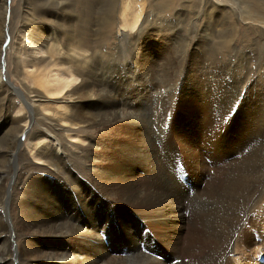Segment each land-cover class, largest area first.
Masks as SVG:
<instances>
[{"label":"bare ground","instance_id":"bare-ground-1","mask_svg":"<svg viewBox=\"0 0 264 264\" xmlns=\"http://www.w3.org/2000/svg\"><path fill=\"white\" fill-rule=\"evenodd\" d=\"M36 1L39 5L35 12L32 8V14L44 20L57 17L58 13L51 9L59 10L60 17H63L65 8H69L65 1L72 3L71 0ZM135 1L130 0L121 8L119 32L132 30L138 24L142 8L133 9ZM253 1L256 9L264 11V0ZM108 2L112 10L117 6V0ZM7 3L8 0H0L3 9L0 56L9 46L5 43L10 35L6 19L10 7ZM239 3L243 5V14H247L244 0ZM214 8L212 6L206 15L209 20L217 17L219 22L222 13ZM28 28L29 25H23V30ZM31 32L22 50L35 57H20L26 66L25 71L36 81L34 88L26 86L31 99L22 95L10 81L7 70L4 75L0 73V118L3 117L0 133L5 136L0 143V264H263L264 174L260 168L264 167V131L258 128V123L264 112V85L251 83L249 86L247 83L248 95L243 100L246 109L240 108L227 130L228 135H221V128L211 131L199 127L197 116L200 111L198 97L211 102L216 93L210 88L204 92V85L198 92L193 90L194 87L188 88L193 83L199 87L211 74L209 70L213 68L206 66L202 58L201 63L194 59L189 62L183 82L179 81L182 62L174 58L178 49L174 50L173 57V51L167 48L151 54L136 46L131 49L132 62L124 65L120 62L122 60L115 59L116 54L111 53L109 61L114 58L112 63L96 66V73H90L85 69V59L81 69L72 68L74 56L65 59L64 51L48 30L39 26L36 32ZM73 40L82 48L70 44L68 56L84 57L89 45L85 36L74 35ZM49 41H54L52 43L57 46L52 47ZM89 43L94 46L97 41ZM45 54L47 58L43 57ZM263 57L258 61L262 72ZM155 67L172 82L167 84L171 86L170 103L164 98L162 111L157 110L164 117L163 122L166 118L169 120L176 109L178 93L184 100L179 104L181 114L174 115L176 132L172 133L179 144L178 151L182 153L179 160L189 169L191 185L174 175L177 173L171 168L176 166L173 160L163 161L155 153V144L151 143L148 130L151 123L142 117V110L149 106L158 107V100L164 95L165 88L161 92L156 90L160 87L155 86L159 84L154 79ZM113 75L127 81V92L122 85L120 93L116 91ZM63 95L68 98L64 100L63 109L59 108L63 112H57L60 117L52 118L42 112L50 113L45 99L55 101L56 97ZM19 99L27 105L26 114H20L23 108ZM15 106L18 114L5 116L6 111ZM154 112L156 114L155 108ZM203 112L206 114L205 109ZM155 116L157 119L159 114ZM238 121L241 125L233 128ZM82 124L96 130L98 134L93 140L91 135L88 138L74 133ZM6 128H9L10 138L5 133L7 130L2 131ZM32 129L35 141L31 140L29 147L34 158L21 164L20 153L25 145L21 137H27ZM62 129L68 132L71 144L81 141L87 146L73 144L79 151H85L82 154L75 152V155L84 158L87 169L79 171L88 176L87 179L73 169L67 156L69 150L59 133ZM242 137L256 142L260 140L262 145L256 148L257 154L253 152L254 157L233 161L228 155L229 150ZM38 138L44 141H36ZM206 144L214 145L215 154L206 148ZM203 149L210 152V161L204 160ZM39 165L51 167L59 178L42 171L34 172L27 178L24 194L14 191L20 176L24 178L28 171ZM220 165L222 168L230 166V169L225 172ZM236 166L243 168L235 170ZM210 168L215 172L213 177H210ZM156 249L164 257H157ZM172 258L175 261H170Z\"/></svg>","mask_w":264,"mask_h":264},{"label":"rangeland","instance_id":"rangeland-1","mask_svg":"<svg viewBox=\"0 0 264 264\" xmlns=\"http://www.w3.org/2000/svg\"><path fill=\"white\" fill-rule=\"evenodd\" d=\"M65 2H66L65 4L69 6V8L68 9L65 8L63 12V17H60L59 10L51 9L52 11L54 12L56 11L58 13L56 15L57 17L56 18L54 17L55 19L52 17L53 20L52 18H50L49 20H44L42 18L38 19L37 16L32 14V10L34 9L35 12V9H37L39 5V3L36 0H8L7 4L10 7V10L6 19H7V25L9 24L10 27V35H7L5 39V43L7 46L9 45L7 47L9 49L6 48L4 50L5 52L2 54V56H0V65H1L0 73L4 75L5 71L7 70V72L10 73L8 74L10 81L13 84L15 83L14 85L18 87V89L21 91V94L28 99L29 98L31 99V95H29L26 86L34 88L36 86L35 85L36 81L34 78H32L33 75L25 71L26 66H24V64L20 60L21 59L20 57H22V59H27V58L32 59V57H35L32 56L34 54L31 53H30L31 55L28 56L29 52L27 53V51L25 52L22 49L26 46V42L29 41L28 36L32 35L31 31L36 32L37 29H39V26L40 28L42 27L43 29L49 31L53 40L56 41V43L59 44L58 46L62 49V51H64L63 56L66 55L64 57L65 59H68L67 57L74 56L75 61L72 64L73 65L72 68L81 69L84 66V59H85V61L87 60L85 69L90 71V73H96V71L94 70L96 66L100 67L101 64L112 63L114 61V58L113 60L109 61V59H111V53L116 54L114 56L115 59L117 60L118 58V60H122L120 62L124 65L127 62L128 63L130 61L132 62L131 60L132 56H130L132 52L131 49H133V47L136 46H139L140 48L143 47L146 52L151 54H156L158 51H162L165 50V48H167L168 51L170 50L173 51V57L175 56L174 50L178 49L177 51L178 53L174 58L177 59L179 63L182 62L181 63L182 66L179 67L181 70L179 75L180 82L184 81L183 79L186 76V68L191 60L193 59L194 61L198 60L200 63L203 60L206 66H209L210 69L211 67L213 68L209 70L211 74L208 75L209 77H207V80L205 79L204 81L201 82V85H199V87H197V84L193 83V86L190 85L188 86V88L194 87L193 90L198 92L202 90V87L204 85L205 86L203 87L204 92H206V90L210 88L213 92L216 93L214 100L212 99L211 102L209 101L205 102L203 97H198L200 103V111L198 112L199 114H197V116L199 117L198 118L200 123L199 127H202L203 130L207 129L211 131H214L213 128H221L219 132L221 133V135H226V136L228 135L227 130L229 127H231L234 119L239 113L240 108L246 109L247 105L243 103V100L245 96L248 95V93L246 92L247 83H249V86L251 83L264 85V76H263L264 71L262 72V69H260L261 67L258 62L259 59H261V57L264 56V11L260 12L258 9H256L255 2L253 0H244L247 6V12H248L247 14L246 13L243 14L242 11L243 5L239 3V0H136L134 2L133 9H137L138 6L142 8V13L139 22L134 29L132 30L126 29L124 32H119L120 23H121L120 10L124 5L129 3L130 0H117V6L113 10L110 8V3L108 2V0H88V1L76 0V2L71 0L70 2L72 3H69L68 1ZM206 3L209 6H207ZM103 5L106 9H104ZM240 5H242V7ZM212 6L215 7L214 9L216 11L218 10L217 12L222 13L219 16V18H221L219 22H217L218 19L217 17L212 18V20H209L208 15H206L207 11L209 9H212ZM102 9L104 11H102ZM107 10L109 11V13L107 12ZM1 11H3L2 8H0V24H1V13H2ZM61 19L63 20V22ZM25 24L29 25L28 28L29 30L27 31L23 30V25ZM30 25H32L33 28ZM96 30L98 33H96ZM166 31L168 34L166 33ZM159 32L163 35L161 36ZM79 34H82L83 37L85 36V39L87 40L89 45H90L89 43L90 41H97V43L94 46L87 45L86 47L87 51L84 52V57L82 56L80 57V55H76V54H72L68 56L69 51L67 52V50L68 48H70L69 45L74 43V40H76V39L73 40V36ZM38 37L41 38L40 35H38ZM54 41H49V43L52 44L51 45L52 47L57 46V44L55 45L52 43ZM61 42L63 43L64 47L63 45H60ZM75 44L76 46L82 48V45L80 43H74L71 46L74 47ZM183 46H185L184 47L185 49L183 48ZM18 48L20 49V51ZM145 48H150V49L146 50ZM55 50L54 52L58 51ZM19 52L22 55H20ZM40 56L42 57V55H39V57ZM127 56H128V60L125 61ZM43 57L47 58V55L45 54L43 55ZM176 57H179L180 59ZM116 60L115 63L117 62ZM262 61H264V57L262 58ZM155 69L157 73L155 74L154 79L159 83V84H155V86L160 87L159 89L156 90L161 92V90L165 88V91L163 93L164 95L158 100L160 102L158 107H154L156 110V114L154 112L153 106L152 107L149 106L147 108L145 107L144 110H142V117L145 119V121L148 119L149 123H151L149 124L148 127L151 129L148 130L149 132H151L150 133L151 143L153 145L154 144L156 145V146L154 145L153 147L155 153H157V155L163 161H170V160L174 161L175 158L179 159V157L182 156V153L178 151L179 144L177 143V140L173 137V133H172V132H176L173 128L174 115L177 113L181 114V111L179 109V104H181V102L183 103L184 100L180 95L181 93H178L177 95L179 97V102L176 109L172 111L171 118L169 120L166 118L165 122H163L164 117L162 118L160 116V113L157 112L159 110L162 111L161 104H163L162 100H164V98L167 99L168 104L170 103L171 86L168 87V85H170L169 83L172 82H169L167 79H165L167 77L164 75V72H161V70L160 72H158L159 71L158 67H155ZM112 77L114 78V83L115 82L117 83L114 84L116 91L118 90V92L120 93V86L122 85L124 87L125 92H127L128 88H127V84H125L127 83V81L119 75H113ZM162 83H164V85ZM242 89L245 90L243 91ZM11 94L12 93L10 92L7 95L9 99L11 98ZM63 96L60 98L56 97L57 99L55 98V101H50V102H47V100L45 99L44 103L46 106H48V109H50L49 110L50 113L44 111L42 112L44 114L46 113L45 115L50 116L52 118L60 117L61 115L57 112H63V110L61 111L59 110L63 109L64 106L63 104L66 103L67 101V99L65 98H68V96H64V97ZM19 102L20 103L22 102L21 104L23 108V111L20 114L22 115L26 114L28 112L27 105L23 101H20V99ZM202 104L205 105V108L204 106H202ZM43 106L44 105H42L41 108H43ZM68 109H70L69 106ZM204 109L206 110V114L203 112ZM17 110L18 109L16 106L14 108H10L8 111H6L5 116H14L18 114ZM157 114H159V117L157 118L158 120L156 119L155 116ZM2 122H3V117L0 118V124ZM240 123L241 121L236 122L233 128L240 126L241 125ZM90 128L91 127L88 126L87 124H82L78 129L75 130L74 133L78 134L80 137H83L85 135V137L88 138L90 137L89 135H91L90 139L93 140V137L96 136V134L98 133L95 132L96 130L94 128L91 129ZM258 128H262L264 131V112L260 117ZM8 129L9 128H6L3 129L2 131L5 132L7 130L5 133L8 135V138H10L11 135L9 134ZM33 133L35 134L34 129H32L31 133L27 137L25 136L21 137L22 138L21 140L25 144L21 152L22 154L20 153L21 164H27L26 159H30L34 154V152L29 147V142L31 143L32 141H35L34 140L35 138H33ZM59 133L61 135V138H64L62 139V141L66 145V148L70 151V152L68 151L67 156L69 157L70 162L72 163L73 169L76 172H78L81 177L87 179L88 176L82 174V172L79 171L82 169L85 171L87 169L86 168L87 166L84 165L83 163L84 158H81L77 154L75 155V152L76 153L79 152L78 154H82L85 151H83V149L79 151V149H76L73 144L77 143L78 146H81L83 148H86L87 146L84 145V143H82L81 141L72 142L71 144L68 140V132H66V130L64 129L60 130ZM1 135L3 134L0 133V143L3 141L5 137L4 135L3 136ZM8 138L6 141H8ZM40 139L41 138H38V140L36 141H41V140L44 141V139L41 140ZM217 141H221V140H217ZM255 143H257L259 146ZM260 144H261L260 140L256 142L254 139H251L249 137H242L240 140L237 141L235 146L230 148L228 155L229 154L231 155L229 156L233 161H235L237 158H238L237 160H239V158L243 160L248 157L250 158L252 156L254 157L253 152H255L254 154H257L259 147L262 145ZM206 148L208 150L210 149L209 151L215 154L214 145L206 144ZM252 148H254L255 150ZM201 153L204 156V160L210 161L212 157L210 155V152H207L203 149L201 150ZM33 158L34 157H32V160ZM219 167L222 168L221 165ZM171 168L172 170L175 171V173H177L174 175H178L179 171H183V173H185L186 170H189L187 169L185 164H182L181 161L179 165L171 166ZM236 168L235 170H239V169L241 170L243 167L241 168V166L240 167L238 166V168L237 169ZM222 169L226 172V170L230 169V166L227 167L225 166ZM41 171L45 174H51L55 178H59L58 174L55 173L51 167H44V165L41 166L39 165L37 169L34 168L28 171L27 176L25 175L24 178L23 175L20 176V178L17 180L16 185L14 186V191H16L19 194H24V189L27 186V178L29 177V175L33 174L34 172L39 173ZM210 171L212 172L210 177H213L215 175V172L211 168ZM260 171H262V173L264 174L263 172L264 167L260 168ZM139 173L140 172L138 171V174ZM185 183H187L186 180ZM257 241L261 243V239L258 238ZM162 256L164 257V254ZM232 256H234V254ZM257 256L258 254L255 256V259H257ZM234 257H238V256H234ZM170 261L173 262L175 261V259L173 260L172 258V260ZM178 262L179 261L177 260V263ZM254 264H259V263L255 262Z\"/></svg>","mask_w":264,"mask_h":264}]
</instances>
